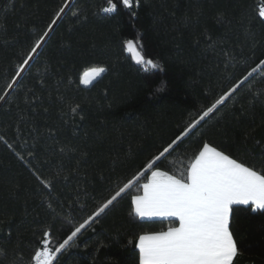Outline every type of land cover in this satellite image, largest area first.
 <instances>
[{"label":"trees","instance_id":"16d2710c","mask_svg":"<svg viewBox=\"0 0 264 264\" xmlns=\"http://www.w3.org/2000/svg\"><path fill=\"white\" fill-rule=\"evenodd\" d=\"M262 10L264 0H0V264H35L44 232L55 250L89 216L53 264H139L138 236L179 224L135 214L141 173L180 176L202 143L264 174ZM128 39L158 67L137 64ZM99 66L106 72L84 86ZM252 207L233 206L234 264H264V210Z\"/></svg>","mask_w":264,"mask_h":264},{"label":"snow or ice","instance_id":"6c2138e0","mask_svg":"<svg viewBox=\"0 0 264 264\" xmlns=\"http://www.w3.org/2000/svg\"><path fill=\"white\" fill-rule=\"evenodd\" d=\"M122 4L131 8L133 0H122ZM68 7L69 5L65 4L59 9L53 24ZM116 10L117 3L114 2L110 7L104 8L103 12L114 13ZM259 15L264 18V10ZM51 30L50 27L49 31ZM49 31L44 32L35 41L30 54L23 60L20 70L16 73L18 77L26 71L25 66L29 65V61L39 55L38 49L46 42ZM124 47L133 54L137 64H146L153 69L158 67L151 58H145L138 50V43L133 39L126 40ZM261 64H264V61H261ZM105 72L106 68L103 66L93 67L83 74L81 83L91 85L96 77ZM255 72L256 69L253 68L244 80H248ZM15 83L16 81H13V84ZM243 83L244 81H241V84ZM13 84L8 87L11 88ZM239 87L240 85H237L231 92L221 95L207 108L200 120L203 121L213 113L214 109L222 105ZM72 111L74 112L75 108ZM199 123L197 121V124ZM187 135L188 133L164 147L155 160L148 164L147 170H152L162 157L174 151ZM141 176H144L146 182L141 185L140 194L132 197L135 214L141 218L175 217L179 221V227L139 235L135 244L139 249V264H234L239 248L230 228L233 206L252 205L251 212L264 210V174L238 162L210 143H202L198 153L180 176L170 175L158 168L151 171L150 177L144 173H141ZM131 184L129 181L116 191L115 195L98 209L95 216H100ZM93 220L94 217L89 216L55 250L48 247L47 237L50 233L44 232V248L34 252L35 264H53L58 258L57 253L65 249V246Z\"/></svg>","mask_w":264,"mask_h":264},{"label":"crops","instance_id":"0c3cea01","mask_svg":"<svg viewBox=\"0 0 264 264\" xmlns=\"http://www.w3.org/2000/svg\"><path fill=\"white\" fill-rule=\"evenodd\" d=\"M133 207H134V205H133ZM139 217V216H138ZM140 219H143V220H155V219H176V220H178L177 218H175V217H164V216H154V217H143V218H141V217H139ZM179 222V221H178ZM177 227H179V224H178V226Z\"/></svg>","mask_w":264,"mask_h":264},{"label":"rangeland","instance_id":"374dc122","mask_svg":"<svg viewBox=\"0 0 264 264\" xmlns=\"http://www.w3.org/2000/svg\"><path fill=\"white\" fill-rule=\"evenodd\" d=\"M90 70V69H89ZM89 70H87L86 72H88ZM83 77V76H82ZM91 78V77H89ZM98 77H96L93 81H95ZM84 85V84H83ZM84 86H89V85H84Z\"/></svg>","mask_w":264,"mask_h":264},{"label":"water","instance_id":"95a60500","mask_svg":"<svg viewBox=\"0 0 264 264\" xmlns=\"http://www.w3.org/2000/svg\"><path fill=\"white\" fill-rule=\"evenodd\" d=\"M128 53H130V52H128Z\"/></svg>","mask_w":264,"mask_h":264}]
</instances>
